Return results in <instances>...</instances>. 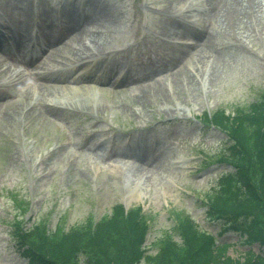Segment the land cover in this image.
Returning a JSON list of instances; mask_svg holds the SVG:
<instances>
[{
  "label": "rangeland",
  "instance_id": "obj_1",
  "mask_svg": "<svg viewBox=\"0 0 264 264\" xmlns=\"http://www.w3.org/2000/svg\"><path fill=\"white\" fill-rule=\"evenodd\" d=\"M223 1L0 0V25L12 21L15 34L13 51H0V264L28 263L14 226L61 234L118 205L140 209L147 255L179 243L186 218L228 244L222 264L261 253L209 221L201 202L230 167L218 162L225 132L200 118L249 111L264 96V0H255L261 25L243 34L212 13ZM33 41L48 47L45 58ZM67 45L100 53L72 65ZM27 88L26 101L10 99ZM16 100L34 107L10 117Z\"/></svg>",
  "mask_w": 264,
  "mask_h": 264
},
{
  "label": "trees",
  "instance_id": "obj_2",
  "mask_svg": "<svg viewBox=\"0 0 264 264\" xmlns=\"http://www.w3.org/2000/svg\"><path fill=\"white\" fill-rule=\"evenodd\" d=\"M249 108L234 115L222 110L210 117L204 114V123L226 134L227 151L218 162L230 170L205 192L201 202L209 221L244 236L246 244H257L264 252V99ZM112 213L105 221L61 234L35 225L27 230L14 226L11 235L27 264H222L218 253L228 244L197 230L193 219L177 225L179 243L165 241L151 256L144 249L148 225L140 209L125 212L118 205ZM242 264H264V253L249 250Z\"/></svg>",
  "mask_w": 264,
  "mask_h": 264
},
{
  "label": "bare ground",
  "instance_id": "obj_3",
  "mask_svg": "<svg viewBox=\"0 0 264 264\" xmlns=\"http://www.w3.org/2000/svg\"><path fill=\"white\" fill-rule=\"evenodd\" d=\"M212 13L216 17L221 18L222 24L226 27L227 30L234 31L233 29H236L240 34L255 32V27L261 25V20L258 17L259 13H261V6L260 4L255 2V0H224L219 5H217L214 10H212ZM67 24L69 27L72 26L71 23ZM262 27H264V25ZM82 29H85L86 31V27ZM82 29L79 31L80 37L85 33L84 31H82ZM67 47L68 45L65 46L64 49L60 51V53L62 55V60L70 61L71 63H73L72 65L84 64V61H87L89 57H95L100 53V51L95 52L91 47L86 45H83L82 47L77 46L76 48H72L70 46L69 48ZM55 55L56 54H53L51 56L48 55L46 57V61L49 59L54 61ZM47 75L48 74L42 72L40 74V77H43V79H45L47 78ZM54 77H57V75ZM13 81V86L16 85V87H18L19 85H21L20 80L14 78ZM36 88H38L39 90L42 88V85H38L36 86ZM29 93L30 88H27L21 95H17L15 93L11 94L10 99H17L20 96L24 99V101H26ZM12 103V107H10V110L12 111L8 113L10 117H18V115L20 116L23 109H32L34 107L31 101H29L28 103H23V101L21 100H16L12 101ZM52 105H60L66 107L67 103L64 100L56 99V101ZM18 109H21V112Z\"/></svg>",
  "mask_w": 264,
  "mask_h": 264
}]
</instances>
